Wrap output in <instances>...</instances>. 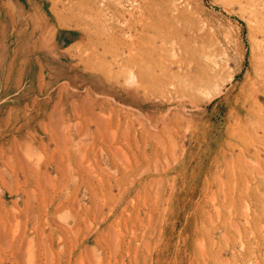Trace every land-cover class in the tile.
I'll return each mask as SVG.
<instances>
[{"label": "rangeland", "instance_id": "rangeland-1", "mask_svg": "<svg viewBox=\"0 0 264 264\" xmlns=\"http://www.w3.org/2000/svg\"><path fill=\"white\" fill-rule=\"evenodd\" d=\"M241 9L0 0V264H264V41Z\"/></svg>", "mask_w": 264, "mask_h": 264}, {"label": "bare ground", "instance_id": "bare-ground-1", "mask_svg": "<svg viewBox=\"0 0 264 264\" xmlns=\"http://www.w3.org/2000/svg\"><path fill=\"white\" fill-rule=\"evenodd\" d=\"M150 2V1H149ZM161 2V1H160ZM222 2H226V4H229V5H238L240 8H242V9H244V11L245 12H247L249 15H248V17L250 16L251 18H253L252 19V21H254V23H255V25L254 26H256L257 27V29L259 30V32L258 33H260V34H263V41H264V0H222ZM155 4V3H154ZM155 5H157V3L155 4ZM159 5V4H158ZM143 7V6H142ZM144 8V7H143ZM241 9V10H242ZM243 15H245V13L243 14ZM247 18V17H246ZM251 21V22H252ZM251 22H250V24H251ZM167 25V24H166ZM248 26H249V23H248ZM253 26V27H254ZM259 26H261L260 28H259ZM255 28V27H254ZM253 28V29H254ZM167 29V28H166ZM256 30V29H255ZM164 32V31H163ZM162 33V32H161ZM142 35V34H141ZM180 40V39H179ZM185 44V43H184ZM153 48V47H152ZM144 49H145V47H144ZM141 51V50H140ZM142 52V51H141ZM143 53H145L144 51H143ZM142 54V53H141ZM142 57H143V54L141 55ZM145 56H147V55H145ZM147 58H148V56H147ZM158 58V57H157ZM156 57H155V59L156 60H158V59H160V58H158L157 59ZM146 59V58H145ZM144 59V60H145ZM147 60V59H146ZM145 60V61H146ZM160 60H162V59H160ZM160 60H159V62H160ZM37 61H38V59H37ZM142 61H143V59H142ZM141 61V62H142ZM149 61H154V58L152 59V60H149ZM140 62V64H142ZM148 62V61H147ZM149 63V62H148ZM157 63V62H156ZM150 64H153V62L152 63H150ZM150 64H148V65H150ZM29 65V64H28ZM157 65V64H156ZM144 66L146 67L147 65H145L144 64ZM152 66V65H151ZM150 66V67H151ZM159 66V65H158ZM163 66H165V69H166V66L167 65H165V64H163ZM162 66V67H163ZM143 67V66H142ZM148 67V66H147ZM154 67H157V66H154ZM161 67V66H160ZM167 67H169V66H167ZM153 68V67H152ZM164 68V67H163ZM147 69V68H146ZM155 69V68H154ZM162 69V68H161ZM149 70L151 71V69L149 68ZM153 71V70H152ZM157 71V70H156ZM158 72H159V70H158ZM158 72H155V70L153 71V75L155 74V73H158ZM165 73L166 72H168L167 70L166 71H164ZM184 72V71H183ZM142 73V72H141ZM140 73V74H141ZM149 73V72H148ZM140 74H139V76H140ZM152 74H151V76H152ZM199 74H200V71H199ZM160 75V74H159ZM164 75V74H163ZM193 76H195V75H193ZM204 76V75H203ZM142 77V76H141ZM162 77V76H161ZM152 77H150V79H151ZM155 77H153L152 79H154ZM158 78V77H157ZM193 78V77H192ZM141 79V78H140ZM194 79V78H193ZM149 80V79H148ZM147 80V81H148ZM189 80V79H188ZM156 81V80H155ZM86 82V81H85ZM149 82H150V80H149ZM152 82H154L153 80H152ZM87 83V82H86ZM92 83V82H91ZM190 83V82H189ZM96 84V83H95ZM142 84V83H141ZM155 85V87H156V84H154ZM158 85H159V83H158ZM187 85V84H186ZM161 86V85H160ZM159 86V87H160ZM164 86V85H163ZM162 87V86H161ZM167 88H168V84H167V86H166ZM196 87H198V86H196ZM163 88H165V87H163ZM193 88V87H192ZM160 89V88H159ZM157 90V89H156ZM126 92V91H125ZM96 121V120H95ZM71 147V146H70ZM20 151V150H19ZM21 152V151H20ZM156 153V152H155ZM152 154V153H151ZM153 155H155V154H153ZM152 157V156H151ZM27 246V245H26Z\"/></svg>", "mask_w": 264, "mask_h": 264}]
</instances>
